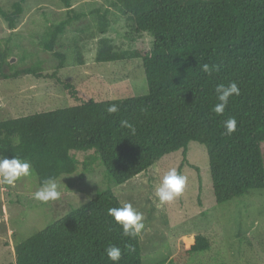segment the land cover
<instances>
[{"label": "trees", "instance_id": "obj_1", "mask_svg": "<svg viewBox=\"0 0 264 264\" xmlns=\"http://www.w3.org/2000/svg\"><path fill=\"white\" fill-rule=\"evenodd\" d=\"M110 7L131 24L134 34H148L152 47L144 53L115 52L105 37L108 11L95 10L100 37L95 62L139 59L147 94L118 102L79 101L0 121V155L27 160L40 186L43 179L75 173L72 151H92L108 181L119 186L178 151L185 162L187 146L195 142L206 150L217 204L264 190V0H111ZM21 13L19 4L12 12H0L9 29H15ZM68 25L63 21L50 27L43 38L46 51H53ZM53 55L55 76L64 56ZM203 64L218 65V70L206 74ZM13 67L0 55V80L41 77L39 66L22 72H12ZM230 82L237 83L240 95L230 97L224 114L217 115L212 111L218 103L215 87ZM63 87L75 98L70 85ZM111 104L118 105L117 113L106 111ZM229 117L237 127L226 135L223 122ZM122 120L135 132L122 127ZM119 206L109 188L97 192L17 243L15 264H113L105 252L109 245L121 248L116 264H144L140 237L123 236L121 226L107 214ZM209 248L205 237L196 236L183 251L191 256Z\"/></svg>", "mask_w": 264, "mask_h": 264}, {"label": "rangeland", "instance_id": "obj_2", "mask_svg": "<svg viewBox=\"0 0 264 264\" xmlns=\"http://www.w3.org/2000/svg\"><path fill=\"white\" fill-rule=\"evenodd\" d=\"M66 1L69 7L62 0H0L1 13L12 12L16 4L22 8L15 29H9L0 14V55L14 66L12 72L39 66L41 74L0 80V121L70 107L79 101L118 102L147 94L139 59L95 62L100 37L94 12L108 11L110 24L105 37L119 54L147 52L152 38L134 34L131 24L110 7L111 0ZM63 21L69 25L53 51H46L45 33ZM55 53L64 56V64L53 76ZM64 85L72 87L75 98ZM70 154L77 169L57 179L62 192L59 200L42 203L33 199L39 184L32 169L31 175L20 177L14 185L0 184V264H15L17 243L108 188L121 205L131 203L143 213L145 228L139 237L144 264H264V190H252L247 196L217 204L202 145L190 142L185 162L178 151L119 186L108 181L92 151ZM173 167L187 177V183L180 197L161 204L155 191ZM196 236L205 237L210 248L188 256L183 246L193 244Z\"/></svg>", "mask_w": 264, "mask_h": 264}, {"label": "clouds", "instance_id": "obj_3", "mask_svg": "<svg viewBox=\"0 0 264 264\" xmlns=\"http://www.w3.org/2000/svg\"><path fill=\"white\" fill-rule=\"evenodd\" d=\"M201 70L210 74L214 70H218V65L203 64ZM215 94L218 103L214 105L212 111L217 115H223L225 108L229 103V98L240 95V88L235 82H230L227 85L218 84L215 87ZM106 111L109 114H114L119 111L117 104H111ZM121 126L128 128L132 133L135 132L134 126L127 120L121 121ZM225 134L231 135L237 127V121L234 117H229L223 122ZM17 143L19 139L17 138ZM31 175V164L27 160L19 157L11 159L0 155V184L14 185L20 177ZM187 183V177L178 173L175 167L170 168L161 179L159 186L156 188L155 196L161 204L172 202L183 193ZM62 192L59 190V184L55 177L43 179L39 188L33 193V199L42 203L59 200ZM115 223L121 226L122 235L130 239L137 238L141 235L145 228L143 213L138 211L131 203H123L119 207L108 209ZM107 258L116 264L121 259V248L115 245H109L106 249Z\"/></svg>", "mask_w": 264, "mask_h": 264}]
</instances>
